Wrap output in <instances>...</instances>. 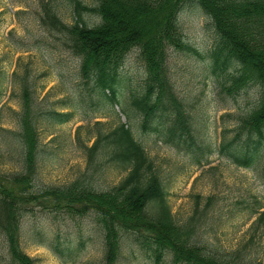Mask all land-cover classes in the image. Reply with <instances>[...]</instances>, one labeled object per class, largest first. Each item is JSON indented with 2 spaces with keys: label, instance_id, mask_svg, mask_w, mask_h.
I'll list each match as a JSON object with an SVG mask.
<instances>
[{
  "label": "trees",
  "instance_id": "16d2710c",
  "mask_svg": "<svg viewBox=\"0 0 264 264\" xmlns=\"http://www.w3.org/2000/svg\"><path fill=\"white\" fill-rule=\"evenodd\" d=\"M185 1L92 0L89 5L83 0H40L36 20L46 37L61 43L62 53L75 64L73 70L85 93L94 102L98 100L94 104L101 103L107 114L118 117L115 108H120L129 121H139L136 128L140 135L154 134L162 143L196 161L217 152L228 162L254 170L264 184V0H195L216 35L212 48L204 55L186 38L178 19ZM62 8L69 13V21L61 18ZM133 51L142 62L139 90L130 88L128 79L122 76L126 58ZM170 56H197L204 65L203 74L213 81L224 106L229 110L236 106L238 114L242 113L234 123L232 138L223 128L215 147L196 132L190 106L178 97L170 81ZM251 66L257 72L253 79L249 76ZM17 85L20 103L14 118L18 130L9 134L15 141L19 165L15 172L0 173V236L7 262L35 264L23 252L20 234L22 223L31 221L27 214L34 217L37 213L26 204L39 201L43 218L61 213L92 216L102 235L103 264L117 263L123 236H131L134 246L148 252L154 264L165 259L169 264H253L245 248L222 251L200 240L196 235L199 221L193 217L183 224L175 221L158 168L133 126L127 123L118 121L109 130H97L93 144L83 146L86 171L73 182L64 186L38 184V116L27 82L22 79ZM128 89L130 98L123 106ZM77 99L82 105L86 98L79 95ZM241 99L243 104L238 103ZM70 100V105L64 103L63 107L75 109L77 105ZM38 115L55 124H64L71 117V113L53 110ZM224 117L234 119L230 114ZM107 169L118 171L121 177L116 185L105 188L99 180ZM12 183L19 188H12ZM32 188L40 193L33 194ZM263 223L264 211L250 232ZM29 230L33 238L44 240L40 230ZM58 241L56 235L48 249L63 263L74 261L82 250L79 235Z\"/></svg>",
  "mask_w": 264,
  "mask_h": 264
},
{
  "label": "rangeland",
  "instance_id": "374dc122",
  "mask_svg": "<svg viewBox=\"0 0 264 264\" xmlns=\"http://www.w3.org/2000/svg\"><path fill=\"white\" fill-rule=\"evenodd\" d=\"M39 1L0 0V173L15 172L19 165L14 151L15 141L9 133L18 130L14 118L20 103L17 81L23 79L30 88L38 116V184L64 186L73 182L86 171L83 146L93 144L97 130H109L118 121L126 122L133 126L135 135L158 168L175 221L183 224L193 217L199 221L196 235L200 240L222 251L245 248L253 264H264V223L257 231L250 232L259 213L264 211V184L256 178V172L226 161L217 152L198 158V164L191 155L159 142L155 135H140L136 128L137 119L126 120L115 110L120 117L118 119L110 112L107 114L101 103L95 105L98 100L94 102V98L85 93L77 72L73 70L75 64L62 53L61 43L53 37H46L37 23ZM83 2L93 4L92 0ZM195 3V0H186L178 19L186 38L199 54L204 55L212 48L216 35L210 19L198 10ZM60 13L63 20L69 21L65 8L60 9ZM168 68L176 94L188 103L192 116H195L196 132L205 135L206 142L215 147L219 144L223 128L230 131L227 137L232 138V128L242 113L238 114L236 106L230 110L229 106H224L213 81L203 74L204 65L200 64V59L197 56H170ZM122 72L129 81V87L137 89L142 77V62L138 60L136 51L127 56ZM256 73L253 67L249 70L252 79ZM129 90L122 104L126 102ZM254 91L251 89L252 95H255ZM79 95L86 98L82 105L77 99ZM71 98L76 108L63 107L64 103L70 105ZM243 101L238 100V103L243 104ZM88 103L92 104L86 107ZM52 110L71 113L70 120L55 124L53 120L38 115ZM226 114L234 115V119L221 118ZM8 143H11L10 148ZM202 144L207 146L204 142ZM120 177L118 171L107 169L99 183L108 188L116 185ZM11 185L15 190L19 188L17 184ZM31 191L35 195L40 193L37 188ZM38 202L26 204L37 213L34 217L32 213L27 214L31 221L25 225L22 223L20 234V246L28 258L34 259L35 264H103L102 235L92 216L69 217L61 213L58 216L47 214L43 218ZM30 227L40 230L44 240L33 238ZM56 235L58 242L77 235L81 237L82 250L74 261L63 263L48 249L49 244L55 242ZM134 243L131 236H123L116 264H154V258L135 247ZM3 244L0 236V264H11L7 262L9 258ZM161 264H169V260L165 259Z\"/></svg>",
  "mask_w": 264,
  "mask_h": 264
}]
</instances>
